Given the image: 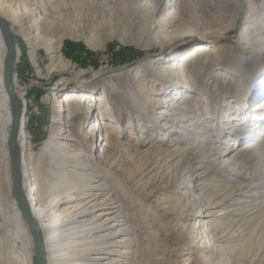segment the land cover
Returning <instances> with one entry per match:
<instances>
[{
  "label": "bare ground",
  "instance_id": "bare-ground-1",
  "mask_svg": "<svg viewBox=\"0 0 264 264\" xmlns=\"http://www.w3.org/2000/svg\"><path fill=\"white\" fill-rule=\"evenodd\" d=\"M23 2L24 0H0V17L9 22L13 38V26L16 25L23 38L32 40L37 47H43L49 55L45 73H42L41 70L37 71L41 75L40 77L50 80L55 75H64V79H61L56 85L59 87L55 89L51 104L48 127L50 133L35 151L31 148L30 138L26 134L27 89L20 84L16 72V65L21 60V51L19 44L15 41L12 88L20 102L16 147L20 160L21 191L29 208L30 217L41 233L45 264H152L151 257L159 251L154 250L149 236L155 235V230L159 227L152 223L154 219L150 217L155 215L159 223L164 215L177 216L174 211L175 207L168 202L169 199H158L157 196H154L153 199V191L157 192L155 189L149 191V174L157 168V164L162 159L185 156L190 150L195 149L197 145L193 143V140L197 137L194 135L202 133V131L191 132L188 127L194 124L201 125L203 119L214 122L217 119L219 129L224 131L223 136L227 135V131L231 136L235 133L242 134V136L231 137L235 138L236 143L239 140L242 144L235 146L230 140L225 147H216L213 154L209 152L207 155L211 158L214 157L212 162H215L217 157L226 156L228 158L227 154L234 151H237L235 154L237 157L247 153L250 148L254 150L253 148L262 145L264 147V137H261L256 145L247 143L254 138L261 124H264L263 119L259 117L261 116L260 106L253 107L254 101L264 96V66L257 63L259 66L256 67L254 66L255 60L248 61L247 58L248 56L255 58L263 50L257 46L254 47L253 43L244 39V42L234 49H216L218 53H224L222 55L226 61L222 62H213L211 54L204 53L201 47L192 55L183 58L181 65L177 63L171 66L166 63L164 69L161 70H158L155 65L151 66L152 60H148L146 61L148 65L146 63L142 66L145 72L144 76L141 78L135 76L134 79L117 83L118 85L115 86L118 87V91H121L119 94H114L111 84H107L102 87L104 92L102 97L107 100V105H99V103L95 105L98 96L94 83L84 82L81 79L75 81L76 84L71 87L69 79L65 78L68 74L83 78L88 71L71 72L69 61L61 54L63 41L65 39L75 42L82 41L90 50L105 51L107 44L117 38L105 35L104 38L99 39L100 42H94L93 40L96 38L93 36H84L71 29L59 27L57 20L51 19L49 2H45V0L38 2L34 10L24 6L19 13L17 7L23 6ZM260 12H262L260 17L264 18V6L259 7L252 4L247 21L254 22L253 15H258ZM164 20L163 17L160 18L156 28L162 26ZM170 27L169 22L167 28L164 27L160 32H167ZM26 30L33 32L32 37ZM171 38L169 42L178 38L186 39L184 36L178 38L171 36ZM224 39L225 35H216L202 38L200 41L211 46L215 41L221 42ZM254 43L259 45L256 40ZM186 45L184 42L170 44V48H173L171 49L173 53L170 56H175L185 49ZM33 53L30 52V60L39 68L38 60ZM245 57L247 58L245 59ZM189 62L192 64L193 78L184 74L183 67L187 66ZM5 63L6 49L0 33V164L4 163L7 172H9L11 164H9L8 143L12 130V118L11 102L5 86ZM211 68H215L214 72H220L218 76L225 75L230 84L238 80V84L232 85L236 86V93L233 94L230 88L217 95L215 101L214 94L201 90L198 84L200 82L203 84ZM116 77L118 76L116 75ZM187 80L192 82L193 86H188ZM134 82H136V86ZM153 84L160 87L158 89L160 91L169 90L168 94L158 98L152 97L158 94L155 89L151 88ZM143 86L146 89L149 88L148 93ZM181 90L193 94L190 101L180 104L172 102L171 99L166 101L172 92L178 94L181 93ZM260 91L263 92L259 96ZM213 102H216L214 117L210 114ZM260 105L264 106V100ZM146 106L149 107V111ZM167 108L175 112L169 113L165 110ZM123 109L127 115L122 113ZM176 111H185L186 113ZM238 112L239 115H237ZM125 115L128 116L130 122L128 126L132 131L135 132L141 127L149 136L152 127L154 132L158 131L159 133L163 130L165 135L166 133L170 134V138L176 141L169 144L168 147L162 148L152 144L145 150H141V148L145 144H149L147 137L144 141H138L133 146L128 142H120L119 137L122 132L115 130L113 121L118 123L122 119L123 123ZM156 115L159 117H155ZM135 116L140 123L139 127L135 123L132 124ZM155 118H161L165 122L158 123ZM195 119H197L196 122ZM149 121H152L150 122L151 126L146 125ZM175 125H179V128ZM99 135L100 138L103 135V139L100 141L103 146L100 150L96 146ZM215 136L209 135V137ZM181 137H183V141ZM190 140L192 145L189 143ZM244 143L245 145H243ZM97 155L98 159L95 160ZM203 158L205 156L193 160L205 161ZM124 160L133 162L135 166H138L137 169L123 171L119 164ZM226 160L221 162L229 163ZM112 164L117 165L118 169L112 171L113 168H116ZM213 172L217 173L219 170H213ZM235 175L240 177L238 173ZM156 188L162 190L163 186L159 185ZM0 199L7 198L0 192ZM1 200L0 241L4 242L5 246L0 247V264H35L34 243L27 223L13 197V181L12 195L7 199V203ZM217 206H221V204L214 205V207ZM211 207L209 203L206 209ZM189 208H192V211L194 205ZM201 211L200 207L199 212L190 213L188 216L200 215L202 218L215 216L212 211L205 210L207 211L205 215ZM221 214L229 213L225 211ZM201 222L203 221L194 219L192 223H189V226H192L190 228L197 227L193 230V233L198 232L199 242L196 244L201 243L204 238L202 235L209 231L208 226ZM152 227L155 229L151 230ZM187 231L190 233L192 230L188 229ZM223 233L220 238H225L230 232ZM205 241L207 242L202 241V244H206L205 247L198 245L197 248L211 249L208 247L211 241L208 233ZM226 241H228V237ZM213 247L215 245L212 246V249ZM203 257L199 256V251H191L184 259L183 264H193L196 258L204 259ZM158 260L161 259L157 258L156 261ZM157 264L162 263L157 262Z\"/></svg>",
  "mask_w": 264,
  "mask_h": 264
},
{
  "label": "rangeland",
  "instance_id": "rangeland-1",
  "mask_svg": "<svg viewBox=\"0 0 264 264\" xmlns=\"http://www.w3.org/2000/svg\"><path fill=\"white\" fill-rule=\"evenodd\" d=\"M43 1L24 0L23 6H18L17 11L20 13L24 6L34 10L37 3ZM45 2L50 3L49 14L51 19L57 20L59 27L71 29L73 32L84 36H93L96 38L93 40L94 42H100L99 39L104 38L105 35L117 38L107 44L108 49L106 48L105 51L90 50L82 41L75 42L69 39L63 41L61 54L69 61L71 72L88 71L83 78L75 77L74 74H68L65 78L69 79L71 87L76 84L75 81L81 79L84 82L94 83L98 96L95 105L98 103L99 105H107V100L102 97V94L104 96L102 87L107 84H111L114 94H119L121 91H118V87L115 86L118 85L117 83L134 79L135 76H140V78L144 76L145 72L142 66L147 63L146 61L152 60L151 66L155 65L158 70L164 69L166 63L171 66L177 63L181 65L182 59L192 55L199 47L204 50V53L211 54L214 59L213 62H222L226 61L222 55L224 53H218L216 49H234L237 45L242 44L244 39H247L254 44H252L254 47L257 46L263 51L259 52L255 58L248 56L245 59L247 58L248 61L255 60L254 66L256 67L259 66L258 64L264 66V27H262L264 18L260 17L262 12L253 15L254 22L247 21L252 4L263 7L264 0H45ZM162 17L165 19L162 21L164 24L156 28ZM169 22L171 27L168 29V33L160 32L164 27L167 28ZM26 32L32 37V31L26 30ZM13 33L14 40L19 44L21 51V60L16 65V72L20 84L27 89L26 116L28 122L26 134L30 138L31 148L36 151L50 133L48 127L51 104L56 92L55 89L59 87L56 85L61 79H64V75H55L50 80L40 77L41 75L37 71L41 70L42 73H45V68L49 63V55L43 47H37L32 40L23 38L18 26H13ZM216 35H225V39L221 42L215 41L213 45L211 44L212 47L200 41L202 38ZM171 36L173 38L184 36L186 39L178 38L169 42L172 39ZM254 40L259 45H256ZM180 42L186 43L187 47L175 56H170L173 53L171 52L173 48H170L169 45ZM30 52L35 53L39 68L30 60ZM183 68L186 76L194 77L190 62ZM214 69H210L203 84L201 82L198 84L199 88L204 92L214 94L215 101L217 95L230 88L233 94L236 93V86L232 85L238 84V80L230 84L225 75L218 76L220 72H214ZM116 75L118 77L115 78ZM188 84V86H193L192 82L188 81ZM134 85L136 86V82ZM143 87L148 93L149 88ZM151 88L157 91L158 94L152 96L156 98L167 95L169 92V90H158L160 87L155 84ZM262 92L260 91L258 95H262ZM169 96L166 98L167 102L171 99L172 102L180 104L184 101H190L193 94L181 90V93L172 92ZM263 100L264 96L256 99L253 104L254 108L260 106L261 116L259 117L263 119L262 121H264V106L260 104ZM215 104L216 102L212 103L210 113L213 117L216 110ZM147 108L149 111V107ZM165 110L169 113L175 112L171 111L170 108ZM176 112L186 113L185 111ZM122 113L127 115L124 109ZM239 114L238 112L237 115ZM126 115L123 116L125 118L123 123L121 122L122 119L118 123L113 121L115 130L122 132L119 137L120 142H128L133 146L138 141H144L147 137L149 144H145L141 148V150H145L152 144L162 148L168 147L169 144L176 141L170 138V134L167 135L166 133V136L163 130L159 133L158 131L154 132L152 127L149 136L141 127L135 132L132 131L128 126L130 122ZM155 117H159V115ZM156 119L158 123L165 122L161 118ZM196 120L194 121L196 122ZM150 122L152 121L145 123L147 126H151ZM218 122L217 119L215 122L203 119L201 125L194 124L188 127L191 132L202 131V133L194 135L197 137L193 140V143L197 145L195 149L190 150L185 156L162 159L159 163L157 162V168L149 174V191L155 189L157 192L153 191V199L154 196H157L158 199H169L168 202L175 207L174 211L177 216L164 215L162 222L159 221V223L155 215L150 217L154 219L152 223L159 227V229L156 228L155 235L149 236L154 250L159 251L151 257L152 264H157V262L183 264L184 259L186 256L188 257L191 251H199V256L206 257H203L204 259L196 258L193 264H264V147L262 145L258 147L259 149L253 148L254 150L250 148L247 153L237 157H235L237 151L227 154L228 158L222 156L216 159L215 156L216 160L212 162L214 157L211 158L207 154L215 152L216 147H225L230 140L235 146L242 144L239 140L236 143L235 138H231L242 136V134L235 133V136H231L230 132L227 131V135L223 136L224 131L219 129ZM134 123L138 127L140 126L136 116L132 124ZM175 127L179 128V125H175ZM154 128L156 129V127ZM209 135L216 136L209 137ZM165 136L166 138H164ZM261 137H264V124H261L254 138L247 143L256 145ZM102 139L103 135L101 138L99 135L96 142L99 150L103 146V143H100ZM181 139L184 140L183 137ZM189 143L192 145L191 140ZM191 145L189 144V146ZM201 156H205L203 158L205 161L193 160ZM96 157L95 160L98 159V155ZM222 160L229 161V163L224 164L221 162ZM144 163L146 164V161ZM215 163L217 164L215 165ZM112 166L116 167L112 171L118 169L117 165L112 164ZM119 166L123 171L126 169L136 170L138 167L128 160L122 161ZM139 166H141L140 163ZM217 169L219 172L212 173L213 170ZM237 173L240 177L235 175ZM159 185L163 186L162 190L156 188ZM0 192L7 199L12 195L11 169L7 172L4 163L0 164ZM7 199L0 200L7 203ZM209 203L212 207L206 209ZM218 204L221 206L214 207ZM193 205L194 209L191 211L192 208L189 207ZM200 207L203 215L207 211H212L215 216L208 218H202L200 215H198L199 217L188 216L190 213L199 212ZM225 211H228L229 214L222 215L221 213ZM194 219L202 220L201 224L204 223L208 226L209 231L207 233L211 240L208 247L211 249L197 248L204 245L202 241L207 242L205 241L207 233L202 235L204 238L201 243L196 244L199 242L198 232L193 233V230L197 227L190 228L192 226H189V223H192ZM153 229L155 228L152 227L151 230ZM188 229L192 231L188 233ZM223 232L230 233L225 238H220ZM227 237L228 241H226ZM213 245L215 247L212 249ZM4 246L5 243L0 241V247L3 248ZM145 255L148 256L149 254ZM157 258L161 260L156 261Z\"/></svg>",
  "mask_w": 264,
  "mask_h": 264
},
{
  "label": "water",
  "instance_id": "water-1",
  "mask_svg": "<svg viewBox=\"0 0 264 264\" xmlns=\"http://www.w3.org/2000/svg\"><path fill=\"white\" fill-rule=\"evenodd\" d=\"M0 33L3 39V44L6 49L4 78H5L6 90L11 102L12 130L10 132L8 148H9V157H10L11 172H12V181H13V197L27 223V226L32 236L34 249L36 253L35 264H45V255H44L41 233L39 232V229L35 224V222L30 217L29 208L23 198L21 191L20 160H19L18 149L16 147V141L18 137L17 130L19 124V117H20V102L19 99L14 95L12 88V73H13V63L15 60L16 44L12 36L11 26L9 22L2 17H0Z\"/></svg>",
  "mask_w": 264,
  "mask_h": 264
}]
</instances>
